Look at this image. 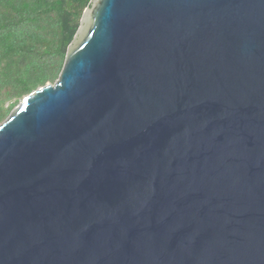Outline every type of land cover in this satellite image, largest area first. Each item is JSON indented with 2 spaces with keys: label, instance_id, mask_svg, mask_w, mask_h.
I'll return each instance as SVG.
<instances>
[{
  "label": "water",
  "instance_id": "1",
  "mask_svg": "<svg viewBox=\"0 0 264 264\" xmlns=\"http://www.w3.org/2000/svg\"><path fill=\"white\" fill-rule=\"evenodd\" d=\"M0 264H264V0H89L0 122Z\"/></svg>",
  "mask_w": 264,
  "mask_h": 264
},
{
  "label": "trees",
  "instance_id": "2",
  "mask_svg": "<svg viewBox=\"0 0 264 264\" xmlns=\"http://www.w3.org/2000/svg\"><path fill=\"white\" fill-rule=\"evenodd\" d=\"M89 0H33L21 3L5 2L4 10L6 17L0 22V32L7 38L13 35L16 29H20L36 21L38 18L51 14V24L57 32L56 42H49L41 47L33 44H26L21 38H14L10 43V48L16 54L34 57L35 60L42 62L44 69L35 77L27 75H15L9 77L7 82L10 84L14 94H28L40 84H45L49 76L58 75L66 48L78 27L77 19L80 18L83 9L88 5ZM45 68H47L45 70Z\"/></svg>",
  "mask_w": 264,
  "mask_h": 264
},
{
  "label": "rangeland",
  "instance_id": "3",
  "mask_svg": "<svg viewBox=\"0 0 264 264\" xmlns=\"http://www.w3.org/2000/svg\"><path fill=\"white\" fill-rule=\"evenodd\" d=\"M25 1L28 0H0V22L6 17L4 10L5 2L18 4ZM51 18V14L42 16L36 21L29 22L25 27L16 29L15 33L7 38L0 32V122L8 116L21 98L26 95L25 93L20 95L14 94L10 84L7 82L8 78L15 75H27L33 78L44 69V66L41 64L42 62L35 60L34 57L16 54L15 50L12 47L10 48V43L14 38H18L19 40L22 38L26 44L30 43L38 47L50 41L56 42L58 35L50 22ZM80 18L77 19L78 25ZM56 77V75L49 76L44 83H52Z\"/></svg>",
  "mask_w": 264,
  "mask_h": 264
}]
</instances>
